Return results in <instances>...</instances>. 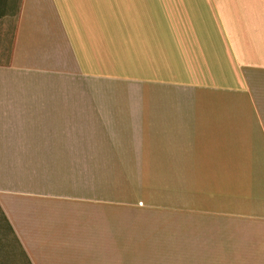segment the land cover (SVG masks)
Here are the masks:
<instances>
[{"label": "crops", "instance_id": "obj_1", "mask_svg": "<svg viewBox=\"0 0 264 264\" xmlns=\"http://www.w3.org/2000/svg\"><path fill=\"white\" fill-rule=\"evenodd\" d=\"M0 264H264V0H0Z\"/></svg>", "mask_w": 264, "mask_h": 264}, {"label": "rangeland", "instance_id": "obj_2", "mask_svg": "<svg viewBox=\"0 0 264 264\" xmlns=\"http://www.w3.org/2000/svg\"><path fill=\"white\" fill-rule=\"evenodd\" d=\"M24 134L25 140L31 138V137H27L28 135L31 136L32 132H22ZM26 156V161H29V158L31 159V154L25 153Z\"/></svg>", "mask_w": 264, "mask_h": 264}]
</instances>
